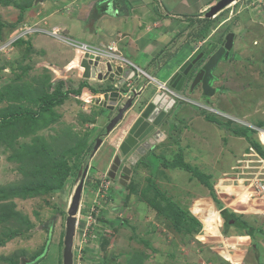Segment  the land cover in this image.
Wrapping results in <instances>:
<instances>
[{
    "label": "rangeland",
    "instance_id": "rangeland-1",
    "mask_svg": "<svg viewBox=\"0 0 264 264\" xmlns=\"http://www.w3.org/2000/svg\"><path fill=\"white\" fill-rule=\"evenodd\" d=\"M41 2L0 0V264H34L37 257L36 264H63L70 201L84 174L75 264H264V174H252L262 162L250 147L251 140L260 146L255 111L264 108V0H237L219 15L230 18L226 25L232 22L245 38L238 46L244 54L225 66L219 98L197 97L219 113L181 102L175 110L191 112L163 124L166 138L148 163L130 165L124 157L122 164L133 171L124 179L127 188L108 172L123 157L115 148L131 121L121 123L126 124L119 133H106L94 153L113 111L96 99L59 94L73 84L66 82L78 69L53 64L47 56L46 50L57 51L46 44L48 31L57 28L63 39L66 31L39 20ZM241 89L242 111L231 100ZM55 96L60 99L51 106L41 105ZM26 110L34 117L8 116ZM175 158L205 173L213 189L175 165ZM53 217L48 241L44 225Z\"/></svg>",
    "mask_w": 264,
    "mask_h": 264
},
{
    "label": "crops",
    "instance_id": "crops-1",
    "mask_svg": "<svg viewBox=\"0 0 264 264\" xmlns=\"http://www.w3.org/2000/svg\"><path fill=\"white\" fill-rule=\"evenodd\" d=\"M39 1H42L40 19H36L43 20V23L47 19L57 22L55 25H62L65 28L64 31H66L63 34L64 39L58 38L60 41L52 35L50 37H54L57 41L50 37H44L45 41L48 42L46 44L50 43L53 47H57L56 52L51 48L50 51L49 49L46 50V54L53 64H60L61 67L72 66L78 69L77 72H74L73 69L68 68L69 72H74L75 75L69 82H66H73V84L67 85L69 88H66L63 93L65 95L68 93L80 100L87 101V99L92 98L99 102L104 94L102 91L110 86L111 80L116 82L118 78H110V73H107L103 78L96 76L84 77V69L78 66V50L74 46L78 42L87 43L89 47L97 49L103 45L113 44L125 58L132 60L144 71L156 76L161 81H167L199 46L208 43L207 41H212L213 45L217 46L225 36L229 26V29L236 33L232 54L227 61H221L218 64L214 72L217 79L212 81L216 90L210 93V97L207 98L209 100L206 102H211L213 98H219L221 91L224 89L221 86L225 78L224 72L227 68L225 66L228 63L230 65L237 55L244 54L242 53V47L240 49L238 46H240L241 39L244 40L245 38L240 37L241 35L238 32L240 28L233 26L232 22L226 25L230 18L219 20V15L223 11L213 18L206 17L207 11L218 0H73L71 3H64L61 0ZM63 20L64 22H62ZM72 24H74V28H71ZM223 27L225 28L221 31ZM54 29L57 30V28ZM73 32H81L82 35L77 37L72 35ZM71 41H74V43ZM43 46L44 43L41 47ZM251 46H254L253 39L251 40ZM253 52L254 50L250 52V55H245V58L251 60ZM75 60H78V62H75ZM247 61L245 60V63ZM101 70L103 73L106 72L104 65H101ZM241 91V95V92L235 91V96L231 99L234 102L237 101L232 108H237L240 111L244 110L242 105L244 91L242 89ZM188 92L189 89L186 87L185 93ZM148 93L149 91L142 93L133 107H137L139 102L146 98L144 95ZM199 94L198 92L191 93L189 97L196 100ZM213 108L216 114L219 113L215 106ZM129 111L133 112V108L129 109L127 113ZM137 112L138 110H135L131 117L124 118L125 120L122 123L131 121L130 125H132L138 116ZM186 112L190 113L191 110L188 108L179 110L181 115ZM255 112H258L256 118L261 120L260 128L257 129L264 130V108L260 111V114L258 110ZM241 117H244L243 119L248 120V123H250L249 114ZM225 118L229 119L227 114ZM93 122L95 123V120ZM205 122V124H208L207 121ZM257 127L259 126L257 125ZM125 130L128 131V129ZM118 131L119 127L111 131L110 134ZM242 136L246 137L245 135ZM256 137V140L260 143V132ZM111 144L113 145L112 141ZM119 145L120 142L117 144L115 151L118 150ZM260 148L264 152V145H260Z\"/></svg>",
    "mask_w": 264,
    "mask_h": 264
},
{
    "label": "water",
    "instance_id": "water-1",
    "mask_svg": "<svg viewBox=\"0 0 264 264\" xmlns=\"http://www.w3.org/2000/svg\"><path fill=\"white\" fill-rule=\"evenodd\" d=\"M233 1L235 0H219L215 5H213L207 11L206 17H210V18L213 17L216 13H218L220 10L231 4ZM234 35H235L234 33H229L226 36L225 43L212 54L211 53L198 54L200 52V49H197V51H195V53H193V55L190 56L181 65V67L172 75V77H170L168 84L172 88H176L177 90H180L183 86L190 84L191 80L193 79L192 87H194L198 83H201L204 86L205 93H208V87L212 88L210 81L213 80V76H214L213 72L219 63L220 58L223 56L224 59H228L229 52L233 47ZM98 60L99 59H96L95 63H93L92 60H90L89 62L87 60L82 61V66L85 67L84 77L88 78L91 77V75L95 76L96 69L93 66L91 70L90 65L93 63V65L98 66L99 63ZM111 70L112 67L108 64L107 71L110 72V77L113 78L115 76H121L122 74V80L120 81V83L122 84L124 82V79L127 78L129 72L131 71L129 67L124 69L121 66L117 67L116 71H111ZM101 76L102 75L99 74V77ZM132 76L133 73L130 75V77ZM213 90L214 89L212 88L211 93L214 92ZM117 94H118L117 92H112L110 93V97L112 98L114 95L116 96ZM108 96H109L108 93L104 94V98H108ZM116 100L117 98L111 99L112 105L116 104ZM170 101L171 103H173L174 99H171L170 95L164 92L158 93L153 97L152 103L150 102L148 107L146 109L144 108L145 110L143 109L144 111L142 112V115L132 123L128 131V136L124 138V140L120 144V149L125 155L128 154L133 147H135V145L139 142V140H143L150 133L152 129V127L150 126H154V125H149L151 122L152 124H156V123L158 124V121H154L153 118L155 114V110L159 112L160 108L163 107L165 104H168ZM132 102H133V98H129L126 104H124L122 108L119 109L118 111L119 113L111 119L110 123L106 127L107 132H111L120 122V120L124 118V113L132 106ZM154 105L157 106L155 110H154ZM113 108H114L113 106L110 107V109ZM102 142H103L102 139H98L94 147V152L97 151V149L100 147ZM118 164H119V159L117 158L115 160V165H113V171L110 173L112 177H115L116 175L115 170L117 169L116 167ZM127 173H129V170L128 168L125 167L122 171V175H121L122 178L127 177ZM84 177L85 174L83 175L70 201L68 217L66 220L63 264H74L73 248H74V240H75L76 228H77V214L79 211L81 196L84 187Z\"/></svg>",
    "mask_w": 264,
    "mask_h": 264
},
{
    "label": "clouds",
    "instance_id": "clouds-1",
    "mask_svg": "<svg viewBox=\"0 0 264 264\" xmlns=\"http://www.w3.org/2000/svg\"><path fill=\"white\" fill-rule=\"evenodd\" d=\"M219 1V0H218ZM217 1V2H218ZM235 1H237V0H235ZM216 2V3H217ZM234 2V1H233ZM232 2V3H233ZM215 3V4H216ZM231 3V4H232ZM214 4V5H215ZM231 4H229L228 6H230ZM213 6V5H212ZM211 6V7H212ZM228 6H226L225 8H227ZM210 7V8H211ZM225 8H223L222 10H220L218 13H220L221 11H223ZM218 13H216L213 17H215ZM213 17H211V18H213ZM207 18H210V17H207ZM59 31H57L56 29H54V30H51V31H48V34L49 35H52V36H56L57 38L58 37H60V35H59V33H58ZM227 33V34H226ZM226 36L229 34V33H234L235 35H236V33L235 32H233L232 30H230V29H228L227 31H226ZM234 35V39H235V36ZM225 39H226V37H225ZM207 42H212V41H207ZM225 42V41H224ZM213 43V42H212ZM212 43H210V44H212ZM210 44H205V45H210ZM234 44V43H233ZM75 45V47H76V49L78 50H82L83 51V55H80L79 56V62H78V64L80 65V68L82 69H84L83 70V76H84V73H85V67L84 66H82V61L83 60H87L88 62L90 61V60H92L93 61V63H95V61H96V59H99L98 60V66H95V65H93V63L90 65V67H91V70H92V68H93V66L95 67V69H96V73H95V76L96 77H99V74H101L102 76H101V78H103V77H105V75L107 74V73H110V72H108L107 71V65L109 64L111 67H112V70L111 71H116V69H117V67H119V66H121V67H123L124 69L125 68H127V67H129L130 69H131V71L129 72V75L127 76V78H125L124 79V82H123V84L122 83H120V81L122 80V74H121V76H115V77H113L114 79L115 78H118V80L115 82L114 80H111V84H110V86L111 87H114V89L113 88H107V89H105L104 91H102V93H108V98H104V94H103V97L102 98H100V100H99V102H98V104H100V106L102 107V106H106L108 109H110V107H114L113 109H110V110H112L113 111V114L111 115V117L109 118V119H107L106 121V124H105V126L103 127V129H104V134L102 135V137H99L98 139H102L103 138V136H105L106 135V133L107 134H110L111 132H107L106 131V127L108 126V124L110 123V121H111V119L113 118V117H115L118 113H117V111H119V109L120 108H122V106L124 105V104H126V102L128 101V99L129 98H133V102H132V106L129 108V109H131V108H133V113L135 112V110H137V108H139V107H142V105H141V103L142 102H144L145 100H147V99H143V101H141V102H139V105H137V107H133V106H135L136 105V103L138 102V97H140V95H141V93H140V90L142 89V87L145 85V84H151L152 86H154L153 87V90H154V92L156 93V95L158 94V93H166V94H168V95H170V97H171V99H174V102H177V103H181V102H183V101H188V102H191V103H193V105H197V106H199V107H201V108H204V109H206V111H207V109L209 110V112H211V113H213L214 112V108H213V106H210L209 104H206L205 102H202L203 104H200V103H198V101H200V100H198V99H193V98H191V97H189L190 96V94H188V93H185L186 92V87L188 86V84L186 85V86H183L180 90H177L176 88H172L169 84H168V81L169 80H167V81H161L159 78H157L156 76H154V75H152V74H149V73H147L146 71H144L141 67H139L138 65H136V63L135 62H133L132 60H130V59H128V58H125L121 53H120V51L117 49V47H114V45L112 44V45H103V46H100L99 47V49H97V48H91V47H89V45L87 44V43H84V42H78V43H75L74 44ZM82 45V46H81ZM214 47V46H216V45H211V46H209V47ZM87 47V48H86ZM233 48V47H232ZM87 49H97L99 52L98 53H89V51L87 50ZM196 51H197V49H196ZM195 53V52H194ZM193 55V54H192ZM101 65H104V68H105V73H103V71L101 70ZM218 66V65H217ZM139 69H141L142 71H143V73L142 72H140L139 71ZM133 73V76L132 77H130V75ZM92 74V73H91ZM94 75H91V77H93ZM151 77H154L155 79H156V81H153L152 79H151ZM111 78V77H110ZM160 84H163V85H165V88H161V86H160ZM184 90H185V92H184ZM174 92V93H172V92ZM112 92H117L118 94L115 96H113L112 98L110 97V93H112ZM197 92V91H196ZM177 94V95H176ZM188 94V95H187ZM180 95L181 96H183V98H180ZM135 96V97H134ZM113 99V98H117V100H116V104L115 105H112V101H111V99ZM115 100V99H114ZM128 109V110H129ZM127 110V111H128ZM127 111L124 113V118L125 119H127L128 118V116H127V114L130 112H128L127 113ZM215 113V112H214ZM122 119V120H120V122L117 124V126L115 127V128H118L120 125H121V123L125 120V119ZM96 121V120H95ZM95 123H97V121L95 122ZM96 125V124H95ZM125 126V124L123 125V126H120V129H119V131L117 132V133H119L120 131H122V128ZM131 127V126H130ZM114 128V129H115ZM113 129V130H114ZM129 129L130 128H128V131H129ZM112 130V131H113ZM127 131V132H128ZM260 132V137H261V140H262V133H264V130H259L258 131V133ZM162 134L164 135V137L166 136V134L164 133V132H162ZM128 136V133H126V137ZM126 137H123V139L121 140V142L124 140V138H126ZM98 139H96V142L98 141ZM103 140V142H102V144L100 145V147L104 144V139H102ZM154 139H152L151 138V141L150 142H148L149 143V145L148 146H144L143 144L141 145V146H139L138 148H136L135 149V147L137 146V144L139 143H137L136 145H135V147H133L130 151H129V153L128 154H124L123 152L121 153V155H123V157L121 158V157H117L118 159H119V166L120 165H122V159H124V157H126V156H129V157H133L132 155L134 154V156H136V157H138V156H140L143 152H141V153H139V148L141 149V148H143L144 149V147H146V150H150L151 148H152V146L154 145V141H153ZM260 140V145H264L263 143H262V141ZM121 142H120V144H121ZM96 144V143H95ZM95 147V146H94ZM99 147V148H100ZM250 147L254 150V154L259 158V160H261V164H262V167L260 166V167H253V170H254V172H252V174H254V175H256V176H258L257 178H259V173L261 174L260 176H262L263 174H264V153L262 154L254 145H252V143H251V145H250ZM99 148L97 149V151L99 150ZM120 149V145L118 146V151H120L119 150ZM137 150H138V152H137ZM96 151V152H97ZM96 152H94V153H96ZM136 152H137V154H136ZM116 158V159H117ZM178 159V158H177ZM175 162V161H174ZM185 162V161H184ZM186 163V162H185ZM186 164H188V163H186ZM177 166H179V165H177ZM122 167H124V166H122ZM127 167V166H126ZM181 167V169H186V168H184V167H182V166H180ZM249 168H250V166H248ZM128 168V167H127ZM186 170H188V171H191V170H189V169H186ZM113 171V169H111L109 172H108V175L111 177V178H113L112 176H111V174H110V172H112ZM192 172V171H191ZM202 172V171H201ZM115 173H116V170H115ZM193 173V172H192ZM194 175V174H193ZM195 176V175H194ZM196 177V176H195ZM256 178V179H257ZM263 180H264V178H263ZM201 182V181H200ZM76 231H77V228H76ZM249 237H250V239L252 238L250 235H249ZM254 238H255V234H254ZM74 242H75V240H74ZM256 245V248H257V243L255 244ZM75 264V263H74Z\"/></svg>",
    "mask_w": 264,
    "mask_h": 264
},
{
    "label": "flooded vegetation",
    "instance_id": "flooded-vegetation-1",
    "mask_svg": "<svg viewBox=\"0 0 264 264\" xmlns=\"http://www.w3.org/2000/svg\"><path fill=\"white\" fill-rule=\"evenodd\" d=\"M227 34V33H226ZM226 34H225V36L222 38V40H221V42H219L218 43V45L217 46H214V47H212V48H210L209 46H211L213 43L212 42H208L207 44H210V43H212V44H210V45H205V44H203L202 46H199L197 49H200V52L198 53V54H200V53H207V54H209V53H213V52H215V51H217L225 42V37H226ZM236 36V35H235ZM235 40V39H234ZM233 46H234V44H233ZM231 54H232V49L230 50V52H229V56H228V59H229V57L231 56ZM228 59H224V57L222 56L221 58H220V60H219V63L221 62V61H227ZM203 63V62H202ZM218 63V64H219ZM202 65V64H201ZM218 67V66H217ZM217 67H216V69H217ZM215 69V70H216ZM215 70H214V72H215ZM213 72V80L212 81H215V79H217V76L215 75V73ZM204 76V75H203ZM202 76V77H203ZM192 81H193V79L191 80V82H190V84H188V89H189V92H188V94H191V93H195L196 91L198 92V93H200L199 94V98H201V99H203V100H205V101H208L209 99H207V98H209L210 97V93H211V89L214 87V92H215V90H216V87L215 86H213V83H212V81H210V83H211V86H212V88H210V87H208V93H205V89H204V86L201 84V83H198V84H196L194 87H192ZM209 88H210V90H209ZM145 91H149V93L147 94V95H144V97H146L145 99H147V100H145L144 102H142V107H139V108H137V110H138V112H137V114H138V116L136 117V119H138L141 115H142V112L148 107V105H149V103L151 102L152 103V101H153V97L156 95V93L155 92H153V86L151 85V84H145L143 87H142V89L140 90V93H141V95H142V93H144ZM184 92H185V90H184ZM210 92V93H209ZM140 95V96H141ZM179 104H181V103H179ZM179 104H177V102H173V103H171V101L168 103V104H165L163 107H161L160 108V111L158 112L157 110H155L156 109V107L157 106H155L154 105V110H155V114H154V121H158V124L156 123V124H152V122L149 124V125H154V126H150V127H152V129H151V131H150V133L143 139V140H139V143L137 144V146L135 147V149L136 148H138L139 146H141L142 144L144 145V146H148L149 145V143L148 142H150L151 141V138H153L154 140V145L152 146V148L150 149V150H146V147H144V152L140 155V156H138V157H136V156H133V157H129V156H126V160H127V163H129L130 165H135L136 163H138L139 161L140 162H146V163H148L149 162V160H147L149 157H152L155 153H156V147H157V145L159 144V143H161V142H163L164 141V139L166 138V136L164 137V135L162 134V132H164V129L163 128H161L162 126H163V124L164 123H166L167 122V120H169L170 118H173V117H179L180 115H179V111L178 110H175V108L176 107H179ZM206 104H208V103H206ZM167 107V108H166ZM145 108V109H144ZM144 109V110H143ZM153 110V111H154ZM175 110V111H174ZM117 113H118V111H117ZM153 113V112H152ZM151 114V113H150ZM135 119V120H136ZM172 124V123H171ZM175 123H173L172 125H174ZM171 125V126H172ZM120 151V154L122 153V150L121 149H119ZM117 156V155H116ZM116 158V157H115ZM122 161H123V159H122ZM173 161H176V158L173 160ZM113 165H115V161L113 162V163H111V165L109 166V168H111V169H113ZM118 166V165H117ZM122 166H124V167H122ZM127 165H125V164H122V165H120L119 167V169H116V175H115V177H113V179H117L118 180V182L119 183H121L122 184V186L124 185V186H126L127 184H126V180L124 181V179H126L128 176H130L131 174H132V170H131V168L129 167V166H127L128 167V170H129V173H127V177H124V178H122V171H123V169L126 167ZM126 167V168H127ZM117 168V167H116ZM111 173V172H110ZM130 174V175H129ZM124 181V182H123ZM128 187V185L126 186V188Z\"/></svg>",
    "mask_w": 264,
    "mask_h": 264
},
{
    "label": "trees",
    "instance_id": "trees-1",
    "mask_svg": "<svg viewBox=\"0 0 264 264\" xmlns=\"http://www.w3.org/2000/svg\"><path fill=\"white\" fill-rule=\"evenodd\" d=\"M59 94H61V96H64L65 95V93H61L60 91H59ZM60 98L58 97V96H55V97H52L51 99H49V101H45V103H43V102H41V105L44 107V108H46V107H49V106H51V104H53L54 102H56V101H58ZM27 111L28 110H26V112L24 111V112H13V113H11V114H9L8 116H14V117H16V116H28V115H30V116H33L34 117V115H35V112H31L30 114H26L27 113ZM37 112V111H36ZM7 117V116H6ZM247 137H248V135H246ZM251 143H252V145H254L262 154L264 153L263 152V150L260 148V146L257 144V143H255V141H252L251 140ZM175 165H179V166H182V167H186L187 169H189V170H191L192 172H193V174L203 183V184H205V185H207L210 189H213V187H212V185L210 184V182H209V179H208V176L205 174V173H203V172H201V171H198V170H196V169H193L192 167H190L188 164H186V163H184V161L181 159V158H178V159H176V161H175ZM152 185H154L153 183H152ZM214 197V199L216 200V198H215V196H213ZM223 215H224V217H226V218H228V215H227V213H226V211H223ZM54 223H55V217H53V218H51V219H49L46 223H45V227H46V229H47V231H48V241H49V239L51 238V234H52V232H53V227H54ZM237 224V226H239V227H242V228H244V229H246L247 231H248V233L250 234V236L253 238L254 237V232H253V230L245 223V222H242V221H238V223H236ZM38 259H39V257H37L35 260V263L34 264H36L37 263V261H38ZM25 264H29V262H25Z\"/></svg>",
    "mask_w": 264,
    "mask_h": 264
},
{
    "label": "built area",
    "instance_id": "built-area-1",
    "mask_svg": "<svg viewBox=\"0 0 264 264\" xmlns=\"http://www.w3.org/2000/svg\"><path fill=\"white\" fill-rule=\"evenodd\" d=\"M82 46V45H81ZM87 48V47H86ZM88 51H89V53H98L99 51L97 50V49H87ZM139 71L140 72H142L143 73V71L141 70V69H139ZM151 79L153 80V81H156V79L154 78V77H151ZM160 86H161V88H165V85H163V84H160ZM172 92V91H171ZM172 93H174V92H172ZM177 95V94H176ZM180 98H183V96H181L180 95Z\"/></svg>",
    "mask_w": 264,
    "mask_h": 264
},
{
    "label": "bare ground",
    "instance_id": "bare-ground-1",
    "mask_svg": "<svg viewBox=\"0 0 264 264\" xmlns=\"http://www.w3.org/2000/svg\"><path fill=\"white\" fill-rule=\"evenodd\" d=\"M143 150H144V149H143V148H141V149L139 150V153L143 152Z\"/></svg>",
    "mask_w": 264,
    "mask_h": 264
}]
</instances>
